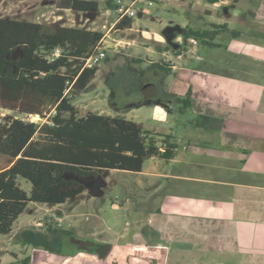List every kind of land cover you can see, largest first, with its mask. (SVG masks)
Listing matches in <instances>:
<instances>
[{
  "label": "rangeland",
  "instance_id": "374dc122",
  "mask_svg": "<svg viewBox=\"0 0 264 264\" xmlns=\"http://www.w3.org/2000/svg\"><path fill=\"white\" fill-rule=\"evenodd\" d=\"M86 1L96 2L97 14L58 11L49 0H0V18L37 22L52 28H87L106 35L99 45L106 60L99 62L94 80L72 101V105L81 116L92 112L132 121L159 134L170 133L178 141V149L172 160L165 161L155 157L147 160L143 169L145 174L113 170L97 177L96 180H101L102 183L101 193L91 195V191L95 190L97 193V189H90L89 184L84 202L72 205L73 213L97 215L110 222L109 224L121 226L129 222L130 211L145 214L144 210H159L167 194L175 189L186 192L187 189L199 188L205 194H214L219 187L210 182L228 180L229 174L218 176L212 168H199L197 165L203 162L208 164L209 158H203L198 152L188 149V145L194 143L190 141L195 138L196 121L200 117L193 108L182 110L181 102L176 100L175 94L181 92L182 83L186 79L183 81L178 71L166 75L151 69L150 64L151 61L162 60L164 46L170 47V51L173 49L174 40L183 36L182 30H209L212 25L225 24L228 31L220 33L213 41L217 46L211 48L199 41L193 46L183 44L182 49L175 51L177 56L188 50L185 61L178 63L179 67L184 64L189 71L197 70L210 75L228 76L240 82L264 84V52L259 53L257 48L251 46L264 51V0H223L216 5H210L205 0H136L133 8L141 12V17H132L130 27L124 30L110 28L118 18L110 3L116 5L120 1V5L126 7L135 0ZM167 31L173 35L172 44L165 40ZM233 31L240 33L237 39L232 38ZM158 37H163L164 41H157ZM181 39L183 42V37ZM234 40L240 44L237 53L231 54L230 50L235 47ZM247 50L253 53L250 54ZM147 92L148 97L145 96ZM156 106L162 111H155ZM162 112H165L163 119L160 118ZM4 115L26 118L0 110V116ZM29 119L43 122L39 117ZM216 123L220 128V124ZM211 125L215 126V123L211 122ZM8 162V159L0 156V168ZM147 173L167 176L151 177ZM174 176H201L209 181L197 183L195 180L187 181L182 180V177L173 178ZM18 184L25 192L30 191V183L18 178ZM55 207L52 204H27L14 223L11 233L0 235V264H8L13 261L14 256H21V232L24 229L39 227L37 222L45 221V215H64L53 211ZM70 208L71 205L66 204L58 209L65 212ZM72 221H75L74 227H71ZM86 225L84 216L66 219L62 226L67 233L56 238L57 245L53 244L56 250L50 252L42 247H30L27 254L31 258L30 264H86L87 253L83 256L85 251L75 249V245L70 242L72 238L84 240L88 232ZM54 240L53 238L52 241Z\"/></svg>",
  "mask_w": 264,
  "mask_h": 264
},
{
  "label": "trees",
  "instance_id": "16d2710c",
  "mask_svg": "<svg viewBox=\"0 0 264 264\" xmlns=\"http://www.w3.org/2000/svg\"><path fill=\"white\" fill-rule=\"evenodd\" d=\"M49 1L58 11H98L94 1ZM205 2L215 5L223 0ZM137 16L141 17L140 11ZM131 22V18L123 17L112 28L124 30ZM224 31H228L225 24L181 32L184 45L195 39L212 48L217 46L213 42L216 36ZM167 34L172 35L170 31ZM239 34L233 31L232 38L237 39ZM103 37L87 28H52L0 18V110L27 118L0 116V156L9 160L0 168V235L11 233L28 203L76 204L86 197V178L113 170L140 173L147 160L155 157L169 161L176 155L178 141L172 134H159L132 121L92 112L81 116L72 105L96 76L98 65L85 67L84 63ZM56 48L60 49L57 57L52 56ZM168 64L165 60L151 62L150 68L170 75L173 72ZM191 96L189 89L176 98L182 110L191 108ZM30 117L43 122L31 121ZM211 122L214 119L202 116L196 127L213 128ZM18 178L30 183L28 193L20 187ZM57 230L51 226L45 232L34 227L24 229L22 245L54 252L48 233ZM77 244L81 250L101 256L110 251L109 244L91 240ZM8 264H30V258L14 257Z\"/></svg>",
  "mask_w": 264,
  "mask_h": 264
},
{
  "label": "crops",
  "instance_id": "0c3cea01",
  "mask_svg": "<svg viewBox=\"0 0 264 264\" xmlns=\"http://www.w3.org/2000/svg\"><path fill=\"white\" fill-rule=\"evenodd\" d=\"M117 21L118 18L110 28ZM181 38L178 36L174 40L171 51L164 46L161 54L172 72L178 71L183 81L186 79L182 83L183 89L176 92L175 97L184 96L190 89L191 108L199 117L207 116L215 123L213 128L197 127L195 138L190 141L194 143L189 144L188 149L209 158V163H200L197 165L199 168H212L218 176L228 173L229 179L211 181L219 187L214 194H205L199 188L187 189L186 192L175 189L167 194L159 210H144L145 214L130 211L131 220L121 226L109 224L97 215L74 214L72 205L77 203L65 212L58 208L66 204H55L56 207L51 209L64 214L59 216L62 222L57 224L50 215H45V221L37 220L39 227H34L37 231L45 232L50 226L58 228L57 232L48 233L56 244V238L67 233L63 230V222L77 215L84 216L88 232L84 240L71 239L75 249H80L78 241L89 239L110 245L106 256L84 250L82 255L87 253L86 264H264V84L189 71L184 64L179 67L178 63H183L188 55V50H185L181 57L175 56V51L182 46L179 44ZM157 41L164 39L158 37ZM236 41H233L235 47L230 50L231 54L237 53L240 42ZM251 46L259 53L264 52ZM156 109L160 108L156 106ZM164 117L165 112H162L160 118ZM141 172L145 174L143 170ZM182 178L197 183L209 181L201 176ZM94 186L97 193L94 190L90 194L99 195L101 180ZM86 190L85 195L87 187ZM74 222H71V227H74ZM30 247L22 245L21 256L14 257L30 258L27 256Z\"/></svg>",
  "mask_w": 264,
  "mask_h": 264
},
{
  "label": "built area",
  "instance_id": "2783aa9c",
  "mask_svg": "<svg viewBox=\"0 0 264 264\" xmlns=\"http://www.w3.org/2000/svg\"><path fill=\"white\" fill-rule=\"evenodd\" d=\"M120 3H121L120 1H117L116 5H115V11L118 14V19H121L123 17L132 18V17L137 16V14L139 13V10L133 8L135 1H132L130 3V5L126 6V7L121 6ZM179 44L183 45V42H181ZM188 44L193 46V45H197L198 42L195 39H189ZM59 55H60V49L56 48L53 51L52 56L57 57ZM104 57H105L104 51L98 47V48H96V50L93 54H91L87 59H85L84 66L85 67H92V66L98 65L99 61L104 59ZM178 57H181V54H179ZM50 217L57 224L62 222V220L59 217H56L54 214H51Z\"/></svg>",
  "mask_w": 264,
  "mask_h": 264
},
{
  "label": "flooded vegetation",
  "instance_id": "af4514ba",
  "mask_svg": "<svg viewBox=\"0 0 264 264\" xmlns=\"http://www.w3.org/2000/svg\"><path fill=\"white\" fill-rule=\"evenodd\" d=\"M93 179V180H92ZM93 181V183H92V181ZM91 180L88 178V179H84L83 180V184L85 185V187L86 186H88V189H89V184H90V186L93 188V187H95L94 185H95V182L96 183H98L99 181L98 180H96V178H91ZM92 183V184H91ZM96 188V187H95ZM87 191V190H86Z\"/></svg>",
  "mask_w": 264,
  "mask_h": 264
},
{
  "label": "water",
  "instance_id": "95a60500",
  "mask_svg": "<svg viewBox=\"0 0 264 264\" xmlns=\"http://www.w3.org/2000/svg\"><path fill=\"white\" fill-rule=\"evenodd\" d=\"M110 7L114 10L115 9V5L113 3H110ZM172 39H173V36H169L167 33L165 34V40L168 44H172ZM148 92L147 94H145L146 97H148Z\"/></svg>",
  "mask_w": 264,
  "mask_h": 264
}]
</instances>
